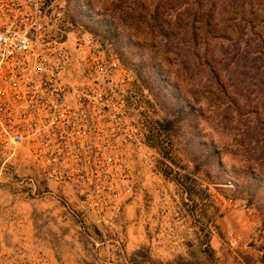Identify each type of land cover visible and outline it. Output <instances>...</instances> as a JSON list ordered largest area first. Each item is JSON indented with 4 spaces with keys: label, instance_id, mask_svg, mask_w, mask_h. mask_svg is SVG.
I'll list each match as a JSON object with an SVG mask.
<instances>
[{
    "label": "rangeland",
    "instance_id": "374dc122",
    "mask_svg": "<svg viewBox=\"0 0 264 264\" xmlns=\"http://www.w3.org/2000/svg\"><path fill=\"white\" fill-rule=\"evenodd\" d=\"M250 3L244 18L263 39L261 57L247 33L232 30L239 9L230 10V0H67L65 32L98 35L134 69L135 92L150 97L144 114L158 177L143 175L121 249L95 247L62 219L57 227L40 204L33 214L55 226L13 231L11 240L30 236L61 264L73 251L80 258L117 253L113 264H264V198L249 204L240 190L252 176L264 178V0ZM174 113L183 119L160 136ZM23 172L0 168V224L14 208L21 224L29 210L15 183Z\"/></svg>",
    "mask_w": 264,
    "mask_h": 264
},
{
    "label": "built area",
    "instance_id": "2783aa9c",
    "mask_svg": "<svg viewBox=\"0 0 264 264\" xmlns=\"http://www.w3.org/2000/svg\"><path fill=\"white\" fill-rule=\"evenodd\" d=\"M66 5L0 0V168H24L15 178L24 215L40 204L42 216L55 213L95 247L121 249L143 175L158 177L144 114L150 97L135 92L134 69L98 35L65 32ZM19 215L14 208L0 224V264H61L30 236L11 240L26 229Z\"/></svg>",
    "mask_w": 264,
    "mask_h": 264
},
{
    "label": "trees",
    "instance_id": "16d2710c",
    "mask_svg": "<svg viewBox=\"0 0 264 264\" xmlns=\"http://www.w3.org/2000/svg\"><path fill=\"white\" fill-rule=\"evenodd\" d=\"M225 1V0H224ZM230 2L232 3V6L230 8V10H234V9H239V13L235 14L233 19H232V30H235L237 33L238 31H243L245 33H247L248 36H250L252 38V40L256 43V47H257V55H259L260 57L263 55L262 53H259V49L260 46L263 44V39L260 37L259 34L257 33H253L252 32V28L250 27L247 19L244 18V13H246L247 10L250 9L251 7V0H230ZM244 7V9H243ZM66 12V10H65ZM263 26H264V22H263ZM264 28V27H263ZM262 28V29H263ZM73 33L71 32L70 35H72ZM224 39V38H222ZM226 40V38H225ZM227 41L231 42V39H228ZM183 118L180 115H177L174 113V115L172 114V117L170 119H168V121H166V123L164 125H162L160 127L161 131H160V136H164L166 131H169L171 128L173 129V127L175 126V124L182 120ZM252 179L254 180L253 183H243L240 186V190H243L244 192L247 193V199L249 196V204H251V200L253 197H257L258 199H262L264 198V178H262L261 176H252ZM209 248L206 249V251H208Z\"/></svg>",
    "mask_w": 264,
    "mask_h": 264
},
{
    "label": "crops",
    "instance_id": "0c3cea01",
    "mask_svg": "<svg viewBox=\"0 0 264 264\" xmlns=\"http://www.w3.org/2000/svg\"><path fill=\"white\" fill-rule=\"evenodd\" d=\"M23 205H24V209H27L28 208V206L25 204V203H23ZM128 216H131V215H128ZM41 217L42 216H40V215H34V214H29L28 216H26V215H24V223H25V225H26V230L31 234L32 233V231H41L42 230V228H41V224H42V226H44V227H47V224H48V227L51 225L52 227H54L55 225H57V227H59V226H61V217H59V216H57V215H55V213L54 214H52L51 215V217H49V219H51V221H58L59 223H56L55 225L53 224V222L51 223V222H48L47 221V218L46 219H44L43 217V219L47 222H43L42 223V221H41ZM48 219V220H49ZM26 220V221H25ZM50 224V225H49ZM56 228V227H55ZM34 229V230H33ZM70 232H73V233H78V231H75V230H73V229H68ZM43 231V230H42ZM54 231H56L55 229H54ZM63 231H65V230H63ZM44 232V231H43ZM47 232H50V231H47ZM40 236H42V235H40ZM40 240H42L43 242H47V239L46 238H42V239H40ZM76 240H77V237H75L74 238V242H76ZM60 245V244H59ZM58 245V246H59ZM95 256L96 257H94V258H92V257H90V256H86V257H81V258H84V260L85 261H83L80 257H79V255L76 253V252H70V253H67V254H65V257L67 258V259H69V260H66V261H68L70 264H85L86 262V264H103V259H104V257H101V253L99 252V253H95ZM90 257V258H89ZM89 258V259H88ZM77 259H80L81 260V263H75V261L74 260H77ZM85 262V263H84Z\"/></svg>",
    "mask_w": 264,
    "mask_h": 264
}]
</instances>
